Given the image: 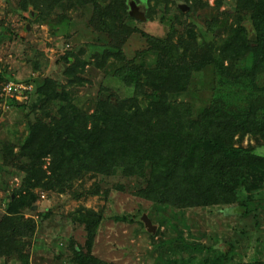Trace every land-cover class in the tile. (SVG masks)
<instances>
[{"label":"trees","instance_id":"trees-1","mask_svg":"<svg viewBox=\"0 0 264 264\" xmlns=\"http://www.w3.org/2000/svg\"><path fill=\"white\" fill-rule=\"evenodd\" d=\"M129 1L19 0V8L48 24L54 35L68 27L73 12L91 8L89 25L101 36L102 45L90 54V46L64 52L58 60L65 64V82L52 77L26 79L35 84L33 92H25L32 95L29 105L11 98V104L28 109L30 133L17 151L8 144L0 152L7 165L18 158L28 163L0 221V254L16 249L24 264H30L17 238L24 226L30 236L35 220L25 219L22 210L37 201L36 189L64 192L74 179L89 174L110 176L119 170L128 178L142 179L145 187L135 194L156 209L171 211L157 221L152 237L162 233L164 224L187 225L188 208L236 205L244 217L259 210L256 193L264 189V150L257 148L264 147V0H236L233 9L222 11L225 0H214L215 11L204 28L184 17L210 6V1L183 0L189 11L179 7L165 37L140 29L133 22L139 19L122 10ZM146 1L151 19L161 4L168 14L173 2ZM135 33L144 37L145 44L131 56L125 47ZM88 68L122 82L130 95L117 101L111 95L97 96L92 112L91 105L80 107L74 87L87 83ZM206 70L214 76L211 94L205 104L195 106L186 96L195 75ZM10 80L0 71V92L2 83ZM54 102L60 107L52 115L49 105ZM245 137L255 143L245 145ZM109 191L96 183L91 194L108 196ZM103 219L102 211L84 206L74 214L87 236L86 249L73 248L77 263L117 264L91 250ZM140 223L145 226L143 220ZM163 244L162 255L167 253L163 264H246L234 258L233 243L222 250L191 241L180 231L176 241L167 239ZM259 256L248 264H264Z\"/></svg>","mask_w":264,"mask_h":264},{"label":"rangeland","instance_id":"rangeland-1","mask_svg":"<svg viewBox=\"0 0 264 264\" xmlns=\"http://www.w3.org/2000/svg\"><path fill=\"white\" fill-rule=\"evenodd\" d=\"M172 1L168 14L163 11L165 5L161 4L152 19L147 15V1L140 2L147 16L145 19L135 17L139 20L133 22L148 33L165 37L168 27L175 21V14H179V5L184 8L189 6L183 0ZM209 1L210 6L196 13L192 12L184 19L194 21L198 27L204 28L205 20L215 11L214 0ZM235 4L236 0H225L220 10H231ZM122 10L130 12L129 5L124 6ZM184 11H189V7ZM91 13V8L73 12L74 16L68 27L54 35L48 24L37 21L29 11L20 9L19 0H0V71L5 72L14 82L32 84L31 92L34 91L35 84L26 83V79L36 77L43 81L46 77H52L65 82V64L58 60L59 57L69 49L86 46H90L87 48V54H90L92 49L96 50L102 45L99 40L101 36L89 25ZM245 25L250 28V21L245 22ZM144 44V37L135 33L125 47L126 52L132 56ZM36 61L39 62L38 69L35 68ZM85 78L87 83L84 86L74 87L78 95L77 103L82 108H88L97 96L106 98L111 95L117 101V98L130 95V88L112 76L105 75L103 71L88 68ZM213 83L211 70L196 74L191 92L186 97L192 99L195 106L205 104L210 97ZM2 86L0 150L11 144L17 151L30 133L29 111L19 104H11V98L4 94L5 83H2ZM104 87L108 90L101 89ZM31 96L16 99L29 105ZM59 107V102L49 105L52 115L57 114ZM93 110L94 106L91 105L89 112ZM243 143L254 144L255 141L245 137ZM262 145H257V148L264 150ZM27 163L25 158H18L13 165H7L3 162L0 152V221L7 212L10 195H15L14 189L22 184ZM96 183L104 190H110L108 196L105 192L91 194L96 188ZM145 184L142 179L128 178L119 170H115L110 176L89 174L80 179L76 178L72 182V188L64 192L36 189L37 201L22 210L25 219L35 220V227L30 236L25 235L27 226L22 228L23 235L16 237L19 240V249L22 247V253L29 254L30 264H79L72 259L73 248L79 249V246H82L86 249L87 236L84 226L74 221V214L84 206L103 212L104 219L92 241L91 250L96 257L106 262L163 264L167 256V253L162 255L165 250L163 241H176L180 231L191 241L213 245L222 250L229 249L233 243L234 258L246 264L256 255H260L259 258L264 260V189L256 193L259 210L248 217L240 215L243 209L236 205L188 208L185 215L187 225L164 224L161 227L162 233L152 237L146 225L144 228L140 223L143 215H150L149 218H153L151 220L158 228L157 221L163 219V216L169 217L171 211L156 209L151 201L135 194V191L141 186L145 187ZM243 197L244 193H241L240 198ZM120 216H128V219H120ZM15 250L11 254H0V264H24L19 252Z\"/></svg>","mask_w":264,"mask_h":264},{"label":"built area","instance_id":"built-area-1","mask_svg":"<svg viewBox=\"0 0 264 264\" xmlns=\"http://www.w3.org/2000/svg\"><path fill=\"white\" fill-rule=\"evenodd\" d=\"M31 85L32 84L27 85L10 80L3 88L4 94L7 96V98H28V95L25 94V92L31 89Z\"/></svg>","mask_w":264,"mask_h":264},{"label":"water","instance_id":"water-1","mask_svg":"<svg viewBox=\"0 0 264 264\" xmlns=\"http://www.w3.org/2000/svg\"><path fill=\"white\" fill-rule=\"evenodd\" d=\"M131 5L135 4L136 6H138L137 1L132 0L130 1ZM181 7V5H179ZM189 6H187L188 8ZM183 10H186L187 8H184L183 6L181 7ZM146 10H141V12H137V10H135V8L132 6L130 9V14L136 18H141V19H145L146 16ZM29 27V26H28ZM142 220L144 221L147 229L149 230V232L151 233H155L157 226L152 222V220L149 218V216L147 214H144L142 217Z\"/></svg>","mask_w":264,"mask_h":264},{"label":"flooded vegetation","instance_id":"flooded-vegetation-1","mask_svg":"<svg viewBox=\"0 0 264 264\" xmlns=\"http://www.w3.org/2000/svg\"><path fill=\"white\" fill-rule=\"evenodd\" d=\"M132 1V0H131ZM129 8L131 9V7L133 6L135 8V10H137V12H141L143 6L140 4V2H137L138 6H136L135 4L131 5V2L129 1Z\"/></svg>","mask_w":264,"mask_h":264}]
</instances>
